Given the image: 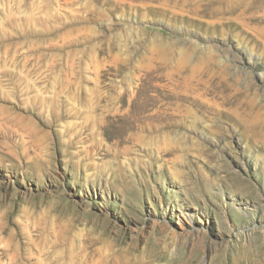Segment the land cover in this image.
Masks as SVG:
<instances>
[{
  "label": "rangeland",
  "instance_id": "rangeland-1",
  "mask_svg": "<svg viewBox=\"0 0 264 264\" xmlns=\"http://www.w3.org/2000/svg\"><path fill=\"white\" fill-rule=\"evenodd\" d=\"M0 264H264V0H0Z\"/></svg>",
  "mask_w": 264,
  "mask_h": 264
}]
</instances>
